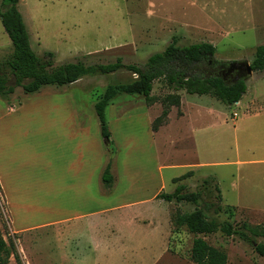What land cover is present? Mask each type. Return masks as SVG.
<instances>
[{
	"label": "rangeland",
	"instance_id": "obj_1",
	"mask_svg": "<svg viewBox=\"0 0 264 264\" xmlns=\"http://www.w3.org/2000/svg\"><path fill=\"white\" fill-rule=\"evenodd\" d=\"M18 10L32 50L39 56L53 52L56 66L122 57L125 64L144 67L173 38L178 45L212 44L218 61L250 62L256 47L264 44V0H20ZM12 51L0 20V73L9 72L6 61ZM132 78L123 69L85 76L67 86H45L34 94L17 87L0 97V236L8 245L13 242L18 254L8 264H194L190 250L195 235L175 218L195 205L159 197L179 183L199 193L200 204H213L210 218L235 229L256 228L258 235H250V241L221 232L199 235L225 251L227 264H264L254 250V243H264L259 235L264 232V135L254 138L250 129L252 138L242 130L235 136L236 122L231 121L236 113L240 124L253 98L259 101L252 106L255 111L264 109V99L259 100L264 79L255 74L246 81L239 105L220 102L215 107V139L223 123L228 148H222V155L216 147L200 159L211 161L214 156L213 162L231 163L193 169L196 160L187 128L205 118L189 110L188 102L200 95L178 91L183 96L179 109L189 111L190 123L185 119L183 128H177L180 110L171 107L167 131L156 132L152 127L162 114V99L174 93L165 78L154 81L156 102L151 105L136 95L112 100L105 111L109 142L101 136L95 102L108 84ZM77 139L85 147L87 171L81 199L63 189L68 179L64 168L79 155ZM108 161L110 188L102 182ZM191 169L199 176L173 182ZM201 175L216 177L221 202L214 182L203 183L212 177ZM232 205L237 208L225 209ZM216 206L225 211L214 214ZM94 210L97 214L66 220Z\"/></svg>",
	"mask_w": 264,
	"mask_h": 264
},
{
	"label": "trees",
	"instance_id": "obj_2",
	"mask_svg": "<svg viewBox=\"0 0 264 264\" xmlns=\"http://www.w3.org/2000/svg\"><path fill=\"white\" fill-rule=\"evenodd\" d=\"M18 0H1L0 20L4 31L12 43L13 51L6 61L8 73H0V97H6L14 93L15 88L21 87L25 94H34L45 86H67L75 83L85 76L97 74H112L120 70L130 71L136 74L129 82L108 84L98 100L94 104V110L100 124L101 136L109 142L110 133L107 126L105 111L112 100L120 95L142 96L146 104L156 102L152 96L155 80L165 78L169 88L174 93H168L163 99L162 114L154 121L153 130H157L166 122L170 108L180 106V90L187 94L207 95L226 104L233 105L240 101L246 92V81L249 78H238L231 81L214 74L224 72L231 64L237 62L218 61L214 58L215 47L209 43H197L191 45H178V39L172 41L161 52L150 55L144 67L137 64H125L122 57H116L114 61L107 63H86L78 60L55 65L54 53L45 51L42 56L37 55L30 46L29 33L19 12ZM246 62L245 60H241ZM252 70L264 71V44L255 49V53L249 62ZM235 77V76H234ZM232 77L233 79H235ZM111 162L106 164L102 182L108 188L112 186ZM193 175L192 171L173 179V182L183 181ZM214 182L216 199L221 202L222 196L215 178H205L204 184ZM160 198L167 202L192 203L195 208L183 214H177L175 222L184 225L186 229L195 235L190 250V259L194 264H227V255L224 250L210 245L199 235H209L221 232L223 235L237 236L243 241H250V235L256 236L258 232L254 227H246L247 230L235 229L231 223L218 222L210 218L209 210L212 203L200 204L199 193L186 191L184 183L175 186L171 193H161ZM234 209L235 207L227 206ZM222 206H216L214 214L224 212ZM259 235H264L260 232ZM256 244V245H255ZM254 250L264 257V243H254ZM17 258L18 254L13 242L8 245L0 236V264H8L10 256Z\"/></svg>",
	"mask_w": 264,
	"mask_h": 264
},
{
	"label": "crops",
	"instance_id": "obj_3",
	"mask_svg": "<svg viewBox=\"0 0 264 264\" xmlns=\"http://www.w3.org/2000/svg\"><path fill=\"white\" fill-rule=\"evenodd\" d=\"M20 2V0L18 1V3ZM18 7V4H17ZM260 75V77H262V79H264V71H256L254 73H252L251 76H249V78H251L253 75ZM248 78V79H249ZM247 79V80H248ZM181 99H180V106L178 107V109L183 105V96L180 95ZM198 98H196L195 100H192L191 103L188 102L189 105V110H192L195 112V115L198 116L200 115L201 117L205 118L202 121H198V124H192V126L190 127L189 131L187 128V132L189 135H191V139H192V146H193V150L192 153H194V158H195V165H193V169H197L199 167H210V166H216V165H221V166H226L229 165L231 162L230 161H226L224 159V161H221L219 163L213 162L212 159L214 156H211V161H207V160H201L200 157L203 156V154L205 153H209L214 151V149L216 147L219 148H228V145H226L227 142H225V135H226V129L224 127V124L222 123L221 127L218 128L219 130V140L217 141L215 139V135H214V125H213V119L215 118V107L219 105L220 101L211 98L210 96H197ZM264 99V96H262V98H259V100ZM255 103H259L257 98H253L252 101L249 103L248 107L250 109L246 108V112L243 115V119L241 120L240 124L238 125V118H231V121L233 123H235L234 128H235V136L236 133L240 130L247 132V136L248 137H253L252 133H248V131L251 129L252 132L255 134L254 138H256L257 136L264 135V109H262L260 106L259 108H261L262 110H258L255 111V108L252 107L254 106ZM240 101L235 103L234 105H239ZM174 107H172L173 109ZM180 110V111H179ZM177 114V117L180 119L178 124H177V128H183L184 124L183 122L185 121V119L188 120L189 116V111L186 113L185 111H182L181 109H179ZM170 113V112H169ZM181 121V122H180ZM189 121V120H188ZM171 122V119L169 118V114L167 117L166 122H164L156 132L159 131H167V128L169 127ZM182 125H181V124ZM190 123V121L188 122ZM189 125V124H188ZM238 125V126H237ZM66 128V127H65ZM66 131V130H65ZM70 131V130H68ZM81 131V129H78V133ZM155 132V133H156ZM180 133V131H179ZM227 136V135H226ZM229 139V138H228ZM65 142L67 141V133L66 136L64 137ZM69 140V139H68ZM75 141H78L79 143V155L77 156V159H75L73 162H67V166L66 163L64 164V166H66L64 168V175H66L68 177V179L63 180V189L64 192L66 193L67 191H71L72 195H73V199H81L78 196L81 195V193H85V191H81L80 188L82 185L85 184V181L87 179V171H86V166H85V156H84V146H82L83 144H81L80 139H77ZM81 141V142H80ZM216 141L218 144H216ZM173 144V143H172ZM175 144V142H174ZM226 145V146H225ZM82 147V148H81ZM81 150V152H80ZM238 151V149H236ZM222 155L224 153V150L222 149ZM209 155V154H208ZM221 155V156H222ZM225 156V154H224ZM223 157V156H222ZM203 158V157H202ZM237 163H243L241 161H239L238 159H236ZM166 167H172L170 164ZM188 170V171H192L193 175L192 176H199L197 174L196 170ZM186 171V172H188ZM185 172V173H186ZM183 173V174H185ZM182 174V175H183ZM181 176V175H180ZM80 177H84V181H78L80 179ZM179 177V176H178ZM200 177H212L215 178L216 177L214 175H201ZM217 182V181H216ZM85 186V185H84ZM232 207H236L233 206ZM237 208V207H236ZM97 210L91 211L89 214L87 213H81L79 212V215H75L74 217H68L66 220H72L74 218H78V219H83L88 217V215H94L97 214ZM68 221V222H70Z\"/></svg>",
	"mask_w": 264,
	"mask_h": 264
},
{
	"label": "water",
	"instance_id": "obj_4",
	"mask_svg": "<svg viewBox=\"0 0 264 264\" xmlns=\"http://www.w3.org/2000/svg\"><path fill=\"white\" fill-rule=\"evenodd\" d=\"M233 71H238L239 73L237 74V77H235V80H237L238 78H248L249 76L252 75V73L256 72L255 70H252L251 67H250V64L249 62H238V63H234V64H231L230 68L227 70L226 73H231ZM226 73H219V74H216V76H219V77H223L224 75H226ZM256 245V244H255Z\"/></svg>",
	"mask_w": 264,
	"mask_h": 264
},
{
	"label": "flooded vegetation",
	"instance_id": "obj_5",
	"mask_svg": "<svg viewBox=\"0 0 264 264\" xmlns=\"http://www.w3.org/2000/svg\"><path fill=\"white\" fill-rule=\"evenodd\" d=\"M239 72L238 71H233V72H231V73H226V75H224L223 76V78H225V79H227L228 77L230 78V77H237V74H238ZM234 77V78H235Z\"/></svg>",
	"mask_w": 264,
	"mask_h": 264
},
{
	"label": "built area",
	"instance_id": "obj_6",
	"mask_svg": "<svg viewBox=\"0 0 264 264\" xmlns=\"http://www.w3.org/2000/svg\"><path fill=\"white\" fill-rule=\"evenodd\" d=\"M133 77H134V78L137 77L136 74H133ZM236 117H237V115H236V113H234V114H233V118H236Z\"/></svg>",
	"mask_w": 264,
	"mask_h": 264
}]
</instances>
